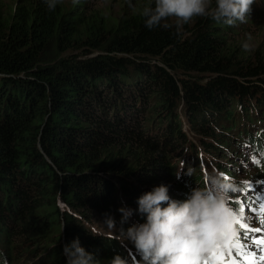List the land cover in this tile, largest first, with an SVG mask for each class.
Listing matches in <instances>:
<instances>
[{"label": "trees", "instance_id": "trees-1", "mask_svg": "<svg viewBox=\"0 0 264 264\" xmlns=\"http://www.w3.org/2000/svg\"><path fill=\"white\" fill-rule=\"evenodd\" d=\"M146 4L111 14L90 0L54 11L0 0V264H66L75 239L100 264H142L121 238L145 222L138 199L161 185L176 201L203 189L198 158L236 189L227 202L237 217L260 227L243 182L264 180V41L244 51L254 26L211 18L149 30L138 14ZM263 10L255 0L251 14ZM183 118L208 151L184 140ZM188 148L195 163L176 166ZM121 208L133 213L123 224Z\"/></svg>", "mask_w": 264, "mask_h": 264}, {"label": "clouds", "instance_id": "clouds-1", "mask_svg": "<svg viewBox=\"0 0 264 264\" xmlns=\"http://www.w3.org/2000/svg\"><path fill=\"white\" fill-rule=\"evenodd\" d=\"M49 11H54L59 0H44ZM255 0H154V7L146 4L138 14L144 26L155 29L170 19L177 29L195 18H211L216 23L235 26L246 23ZM133 11H137L133 7ZM252 36L245 33L241 47L251 49ZM233 186L220 178H209L208 186L194 188L187 199L176 201L168 195V187L161 185L143 194L137 201V214L144 223L133 224L121 238L129 241L140 256L142 264H202L206 254L216 245L226 246L233 232V213L227 200ZM166 205V206H163ZM121 223L133 214L121 208ZM109 230L115 221H106ZM93 235H100L93 232ZM62 254L66 264H100L94 255L80 246L78 239L66 245ZM109 264H127L119 255Z\"/></svg>", "mask_w": 264, "mask_h": 264}, {"label": "snow or ice", "instance_id": "snow-or-ice-1", "mask_svg": "<svg viewBox=\"0 0 264 264\" xmlns=\"http://www.w3.org/2000/svg\"><path fill=\"white\" fill-rule=\"evenodd\" d=\"M243 183L246 185V190L253 193V203L259 202V211L257 212L255 208L252 211L259 217L260 227H250L247 223L243 222L245 219L243 215H240L238 218L235 210L229 207L234 217L233 225L238 226V230L233 227L231 234L234 237L233 247L236 249L235 258H233L231 250L228 251L226 258L221 251L222 247L216 245L212 249L209 259L204 261V264H257V260L264 262V187H261L260 191L256 190V187L264 186V180L255 181V186L248 181ZM233 191H236V189L234 188ZM243 212L244 205L241 204L240 213L242 214ZM247 219L251 220L252 217L249 216ZM241 232L243 233L242 237ZM256 234H259V238H256ZM253 246L255 247V251L247 250ZM257 252L259 253L258 256Z\"/></svg>", "mask_w": 264, "mask_h": 264}, {"label": "rangeland", "instance_id": "rangeland-1", "mask_svg": "<svg viewBox=\"0 0 264 264\" xmlns=\"http://www.w3.org/2000/svg\"><path fill=\"white\" fill-rule=\"evenodd\" d=\"M81 1L84 0H61L62 3L64 4H74L75 2L80 3ZM125 1L128 2L129 0H90V3L92 5H94L96 8H98L101 11H104L106 13H111V14H116V13H120L123 8L125 7ZM15 2V0H4V3L7 6H11L13 3ZM259 3H261V0H259ZM171 22H175L174 20L170 19ZM253 20V21H252ZM250 22V23H249ZM252 22V23H251ZM191 23V22H190ZM188 23V24H190ZM187 24V25H188ZM245 26L247 28H252L254 26V29H252L250 32L253 33V39L251 40L250 44H251V49L249 51H251L252 49L255 48V43H261V41H264V10L260 11L259 13H250L247 22L245 23ZM245 40V39H244ZM188 124L186 123L185 119L183 118L181 120V133L183 135L184 140H186V142H192V144L195 146L196 152L198 149L200 150H204V151H208L207 148L203 149L201 148L200 143L202 142V139H199L198 134L191 128L187 126ZM205 141H207L208 143L210 142V140L208 139H204ZM219 144V143H217ZM213 154H218V152H216V150L212 149ZM195 156V152L193 153L192 157ZM217 157V156H215ZM221 159L223 162V160H225L224 158H218ZM199 161V168H206L205 164L203 162H201V159L198 160ZM231 161L229 158L226 160V162ZM225 163V162H223ZM233 163V162H232ZM235 166V165H234ZM207 170V169H205Z\"/></svg>", "mask_w": 264, "mask_h": 264}]
</instances>
